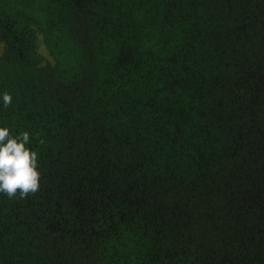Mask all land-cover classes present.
I'll use <instances>...</instances> for the list:
<instances>
[{
  "label": "trees",
  "instance_id": "16d2710c",
  "mask_svg": "<svg viewBox=\"0 0 264 264\" xmlns=\"http://www.w3.org/2000/svg\"><path fill=\"white\" fill-rule=\"evenodd\" d=\"M0 264H264V0H0Z\"/></svg>",
  "mask_w": 264,
  "mask_h": 264
},
{
  "label": "clouds",
  "instance_id": "9594fccd",
  "mask_svg": "<svg viewBox=\"0 0 264 264\" xmlns=\"http://www.w3.org/2000/svg\"><path fill=\"white\" fill-rule=\"evenodd\" d=\"M3 106L7 107L12 97L0 94ZM31 143L28 132L13 135L6 126H0V194L9 199L19 192L21 199L39 190L40 171L37 151L28 147Z\"/></svg>",
  "mask_w": 264,
  "mask_h": 264
}]
</instances>
